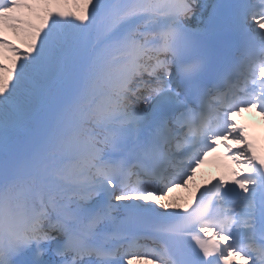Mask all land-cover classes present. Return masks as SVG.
Segmentation results:
<instances>
[{"label": "snow or ice", "instance_id": "obj_1", "mask_svg": "<svg viewBox=\"0 0 264 264\" xmlns=\"http://www.w3.org/2000/svg\"><path fill=\"white\" fill-rule=\"evenodd\" d=\"M0 264H264V0H0Z\"/></svg>", "mask_w": 264, "mask_h": 264}, {"label": "bare ground", "instance_id": "obj_2", "mask_svg": "<svg viewBox=\"0 0 264 264\" xmlns=\"http://www.w3.org/2000/svg\"><path fill=\"white\" fill-rule=\"evenodd\" d=\"M197 183H200L201 182V179H200V174H198L197 176ZM172 195L174 196H177V197H180V196H186L187 193L184 192L183 190H177L176 192H174Z\"/></svg>", "mask_w": 264, "mask_h": 264}]
</instances>
